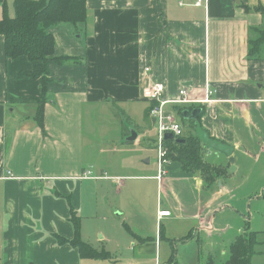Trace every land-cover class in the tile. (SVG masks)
<instances>
[{"label": "crops", "instance_id": "crops-1", "mask_svg": "<svg viewBox=\"0 0 264 264\" xmlns=\"http://www.w3.org/2000/svg\"><path fill=\"white\" fill-rule=\"evenodd\" d=\"M4 4L10 12L0 0V19ZM263 6L264 0H85L84 22L48 29L62 63L48 66L43 130L32 119L42 80L22 76L32 63L7 59L0 37L2 263L226 264L233 243L248 231L258 235L249 264H264L258 219L264 214V40L256 51L250 41L251 29L264 31L256 11ZM152 83L169 103L180 90L193 101L166 108L182 125L178 139L197 138L198 122L210 138L233 147L234 170L198 140L200 168L183 169L171 159L165 177L154 178L156 160L151 167L134 147L144 130L156 129L149 116ZM207 88L213 102L201 104ZM105 142L118 151L107 152ZM104 185L117 193L124 187L132 205L116 211ZM106 208L129 225L116 235L119 255L85 243L102 254L82 258L60 245L74 237L71 212L80 221ZM158 210L170 215L158 220Z\"/></svg>", "mask_w": 264, "mask_h": 264}, {"label": "trees", "instance_id": "trees-1", "mask_svg": "<svg viewBox=\"0 0 264 264\" xmlns=\"http://www.w3.org/2000/svg\"><path fill=\"white\" fill-rule=\"evenodd\" d=\"M0 19V37L3 38L2 51L7 59L27 58L32 63V70L22 76L40 77L42 80V98L35 102L36 111L32 117L34 123L43 130V109L46 102L48 66L51 63H62L54 58V39L48 32L51 26L59 23L76 25L86 20L85 0H14V16L9 17L7 7L3 5ZM264 16V6L256 9ZM254 37L250 40L254 51L264 40V31L251 29ZM255 38V39H254ZM193 127V125H192ZM194 128V127H193ZM168 147L170 160L181 163L183 169L196 170L201 167L202 146L198 139L187 138L184 144L173 140L164 141ZM188 167V168H187ZM74 237L72 240H59L60 245L68 244L77 249L82 258L98 259L100 252L83 243L79 236V217L71 212ZM255 233H248L246 242L238 237L229 252L226 264H249ZM249 238L251 240H249Z\"/></svg>", "mask_w": 264, "mask_h": 264}, {"label": "rangeland", "instance_id": "rangeland-1", "mask_svg": "<svg viewBox=\"0 0 264 264\" xmlns=\"http://www.w3.org/2000/svg\"><path fill=\"white\" fill-rule=\"evenodd\" d=\"M13 2L14 0H7L8 7H10V12L8 16H11V17L14 16ZM11 3H12V8H11ZM184 128H185V132H188V129L186 128V126H184ZM156 136H157V130L155 128L146 129L141 133L138 142L134 144V147L139 149L144 156L141 158V160H143L144 158L149 159L151 163L150 164L151 167H155V160L157 157L156 147L153 148V146L156 144V140H155ZM107 141H114V139H108ZM103 147L106 148L107 152L111 149H117L118 151V148L115 147L113 142L112 143L105 142ZM127 160L129 159L128 158L123 159L124 162H126ZM123 164H126V163H123ZM156 169H157V165H156ZM156 177H157V173L154 178L156 179ZM39 182H44V181H39ZM103 190H107L111 192V196H107L108 198L107 202H110L109 206H114L116 208V211L124 210L122 209L123 206L132 205L131 203L127 202L128 201L126 198L127 193L125 192L124 187L120 193H117L109 185H104ZM99 205H101V203H99ZM116 211H112V213H110L108 209L106 208L101 211H98L96 215H88V214L83 215V218H80V221H79L81 241H83L84 243H87L88 245L89 244H94V245L100 244L104 246L105 249L110 248L112 252L111 254L119 255L118 252L120 250L119 246L121 243L119 242V239L116 235L121 234L123 236L122 234L123 231L127 229L129 225L128 224L123 225L121 222V217L119 220L116 216L115 217L113 216V214L115 215L117 213ZM160 211H163V210H158L157 212L158 220L164 218V217H160L159 215ZM258 219L260 220L262 224H264V214L263 213L258 217ZM101 232H103L105 236L110 237L108 242H104V239L100 238ZM248 233L249 232L247 231L243 235H240L238 237H242V239H244L246 242V239H248L247 237ZM249 240L251 239L249 238ZM252 241H258V235H255L254 239L251 240V242ZM254 252H255V248L253 247V253ZM3 257L4 256L0 252V264H3L2 263ZM262 260L264 261V258ZM28 264H32V263L29 262Z\"/></svg>", "mask_w": 264, "mask_h": 264}, {"label": "built area", "instance_id": "built-area-1", "mask_svg": "<svg viewBox=\"0 0 264 264\" xmlns=\"http://www.w3.org/2000/svg\"><path fill=\"white\" fill-rule=\"evenodd\" d=\"M145 73L149 72L148 68L144 69ZM213 91L209 88L205 89V96L201 104H210L213 102L212 95ZM149 98L151 100L152 106L149 110V116L153 119L154 125L157 130L156 136V165H157V181H161L166 175V167L170 163V158L168 154V149L165 147L164 136L166 134H171L175 139L183 137L182 125L177 121L175 115L168 111L166 108L168 104L175 103L180 105H187L193 103L187 97V92L185 90L179 91V99L173 102H168L162 99L163 88L160 84L152 83L149 89ZM160 217H167L170 215L168 211H160Z\"/></svg>", "mask_w": 264, "mask_h": 264}, {"label": "water", "instance_id": "water-1", "mask_svg": "<svg viewBox=\"0 0 264 264\" xmlns=\"http://www.w3.org/2000/svg\"><path fill=\"white\" fill-rule=\"evenodd\" d=\"M194 118H197L196 116ZM192 118V119H194ZM134 132L129 138L130 140L134 136ZM195 134L198 138V140L204 145L205 149L208 150V152L214 151L217 154H222L228 159V162L230 164V170H234V158L232 157V153L234 151L233 147H230L228 145L222 144L221 142L214 140L209 137L208 133L205 132L200 125L195 123ZM174 137L171 134H166L164 136V140H172ZM177 143H184V140L180 139H174Z\"/></svg>", "mask_w": 264, "mask_h": 264}]
</instances>
